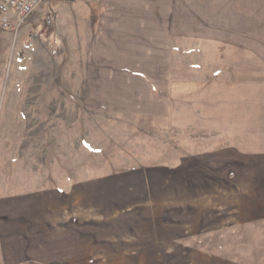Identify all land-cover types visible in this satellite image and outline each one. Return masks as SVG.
I'll list each match as a JSON object with an SVG mask.
<instances>
[{"label":"crops","instance_id":"0c3cea01","mask_svg":"<svg viewBox=\"0 0 264 264\" xmlns=\"http://www.w3.org/2000/svg\"><path fill=\"white\" fill-rule=\"evenodd\" d=\"M53 2L60 31L70 28L72 93L84 105L189 138V152L133 167L134 182L125 179L114 199L109 182L102 194L85 196L73 175L76 145L66 147L70 161L58 156L50 163L46 128L41 135L23 116L2 113L12 103L2 85L0 264L87 259L79 202L88 197L92 214L105 186L111 200L126 202L116 213L123 210L136 226L138 218H264V0L44 3ZM53 148L62 153L64 144Z\"/></svg>","mask_w":264,"mask_h":264},{"label":"rangeland","instance_id":"374dc122","mask_svg":"<svg viewBox=\"0 0 264 264\" xmlns=\"http://www.w3.org/2000/svg\"><path fill=\"white\" fill-rule=\"evenodd\" d=\"M61 1L70 6V0ZM54 9V2L48 7L44 3L15 29L0 28V87L9 88L12 101L0 108L6 115H21L28 124H37L41 135L46 128L50 163L58 156L70 161L66 147L76 145L73 175L78 177L79 193L102 194L105 183H115L110 193L114 199L126 189L125 179L134 182L133 167L180 157L188 151L189 138L168 137L165 127L156 122L84 105L71 89L75 75L70 28L66 24L68 31H60ZM48 14L54 16L51 24L46 21ZM64 17L69 16L63 13ZM12 22L17 19L12 17ZM60 140L62 153L53 148ZM48 173L54 175L55 169ZM105 189L108 195L96 199L92 214L88 197L79 202V232L88 231L83 239L90 237L89 241L82 246L89 250L87 259L73 264H264V218H138L136 226L133 217H121L123 210L116 213L126 202L111 200ZM100 213L112 216L100 217Z\"/></svg>","mask_w":264,"mask_h":264},{"label":"built area","instance_id":"2783aa9c","mask_svg":"<svg viewBox=\"0 0 264 264\" xmlns=\"http://www.w3.org/2000/svg\"><path fill=\"white\" fill-rule=\"evenodd\" d=\"M47 0H0V28L15 29L21 22L29 18ZM12 17L17 23L12 22ZM53 15H47L46 21L51 24Z\"/></svg>","mask_w":264,"mask_h":264}]
</instances>
